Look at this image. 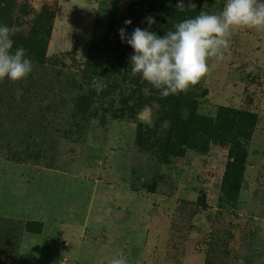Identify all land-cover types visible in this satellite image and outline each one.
Segmentation results:
<instances>
[{
	"label": "rangeland",
	"instance_id": "rangeland-1",
	"mask_svg": "<svg viewBox=\"0 0 264 264\" xmlns=\"http://www.w3.org/2000/svg\"><path fill=\"white\" fill-rule=\"evenodd\" d=\"M225 4L0 0L33 65L0 81V264H264V29L164 98L119 33Z\"/></svg>",
	"mask_w": 264,
	"mask_h": 264
},
{
	"label": "clouds",
	"instance_id": "clouds-1",
	"mask_svg": "<svg viewBox=\"0 0 264 264\" xmlns=\"http://www.w3.org/2000/svg\"><path fill=\"white\" fill-rule=\"evenodd\" d=\"M195 8L194 4L190 5ZM183 8L184 4L178 3ZM149 27L156 21L146 18ZM126 20L125 25H131ZM264 29V0H226L219 14L201 11L195 18L185 19L160 37L148 28L136 27L131 36L119 30L122 41L134 50L130 57L131 74L139 75L164 98L170 94L187 91L195 86L209 71L208 59L223 58L229 48L233 28ZM19 31L15 26L0 24V81L7 78L19 82L28 77L33 65L26 58L23 47L14 49L13 36ZM18 94L20 90L17 89ZM107 264H128L121 253L107 260Z\"/></svg>",
	"mask_w": 264,
	"mask_h": 264
},
{
	"label": "trees",
	"instance_id": "trees-1",
	"mask_svg": "<svg viewBox=\"0 0 264 264\" xmlns=\"http://www.w3.org/2000/svg\"><path fill=\"white\" fill-rule=\"evenodd\" d=\"M147 85L151 86L150 84L147 83Z\"/></svg>",
	"mask_w": 264,
	"mask_h": 264
}]
</instances>
